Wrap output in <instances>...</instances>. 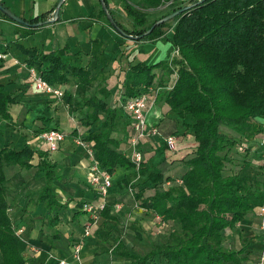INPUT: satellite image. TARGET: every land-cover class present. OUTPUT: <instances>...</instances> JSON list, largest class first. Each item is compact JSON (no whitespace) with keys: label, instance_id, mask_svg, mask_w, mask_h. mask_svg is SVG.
Segmentation results:
<instances>
[{"label":"trees","instance_id":"obj_1","mask_svg":"<svg viewBox=\"0 0 264 264\" xmlns=\"http://www.w3.org/2000/svg\"><path fill=\"white\" fill-rule=\"evenodd\" d=\"M105 1L118 25L132 35L143 34L159 19L182 9L171 20L157 24L149 34L136 39L137 42L167 41L166 28H173L172 43L179 55L151 65L144 62L131 65V81L119 91L122 101L151 92L157 87L154 70H165L167 77L162 84L167 89L157 96L181 118L185 132L192 130L197 143L193 154L185 160L187 169L180 182L146 167L144 161L137 167L131 156L121 150V141L112 137L113 130L126 119L121 104H111L108 74L104 70L111 59L106 53V41H91V59L103 65L99 71L90 66L65 63L62 57L69 52L67 46L48 53L20 44L18 47L27 55L26 65L35 68L47 82L75 85L73 91L65 89L62 98L79 114L84 127H91L103 116L101 127L81 139L91 144L95 160L106 172L113 174L118 167L133 169L145 182L150 181L153 191L146 194L144 188H132L134 198L141 207L154 211L163 221L175 226L165 235L164 242L156 243L145 253L131 252L120 239L112 254L122 256L129 264H156V256L164 259L163 264H256L262 250L261 236L259 248L247 246V238L242 237L238 224L264 203V161L258 164L262 178L255 172L256 161L245 155L239 161L246 165L243 168L240 165L241 170L227 171L225 166L240 152L241 140L247 142L246 148L264 151L259 143L264 134V0H190L185 5L181 0H141L139 5L149 8L167 4L166 10L150 21L146 13L126 2L125 11L134 16L133 29L119 22L108 0ZM98 5L99 18L115 29L101 0ZM187 5L189 7L185 8ZM50 14L51 11L23 18L31 24L44 21L37 27L14 21L19 36H27L51 23L45 22L51 18ZM15 101L16 97L0 82V119L7 120V127L17 129L10 112ZM53 128L56 127L50 129ZM22 135L28 138L27 134ZM36 152L46 179L37 201L47 208L48 226L54 230L52 237L59 238L60 213L67 202L62 200L54 183L59 179L57 163L49 159L46 151H35L28 143L22 149L4 146L0 148L3 264L34 263L19 250L21 237L9 211L4 168L13 165L30 168ZM244 168L254 169L255 174L243 172ZM124 181L129 183L128 178ZM167 181L170 184L167 185ZM100 214L112 216L106 206ZM229 230L236 232L235 235L230 237Z\"/></svg>","mask_w":264,"mask_h":264},{"label":"crops","instance_id":"obj_2","mask_svg":"<svg viewBox=\"0 0 264 264\" xmlns=\"http://www.w3.org/2000/svg\"><path fill=\"white\" fill-rule=\"evenodd\" d=\"M0 1L20 17L29 18L50 11L52 17L59 0ZM140 1L108 0V4L116 19L128 29H133L134 16L125 11L126 2L146 13L147 19L148 13L161 7H143L139 5ZM98 3L99 0H64L57 21L41 26L24 37L19 36L17 24L7 19L0 10V54L5 55L0 56V82L16 97V101L10 106V112L13 122L18 126L17 129L7 127V120L0 119V148L9 146L22 149L28 143L35 151H46L49 159L57 163L59 179L54 183L62 200L67 202L60 213L59 238L54 239V230L48 226L47 208L37 201L39 192L46 184L44 168L38 165L39 154H34L33 166L30 168L19 165L4 168L10 215L16 227L23 229L19 233V250L26 259H33V264H60L62 260L69 264H129L122 256L112 254L113 247L120 239L131 252H146L156 243L164 242L165 235L175 229L170 221H163L154 211L141 207L134 195L128 193L124 178H129L128 174L133 169L118 167L112 174L113 185L108 195L102 197L97 184L91 180L92 166L96 161L91 144L83 141L81 136L99 129L103 116L91 127H84L80 123L79 114L62 97L37 89L29 76L27 55L18 47L20 44L48 53L67 46L69 52L62 57L65 63L90 66L99 71L103 65L91 59V41H106V53L111 59L104 70L108 74L111 104L120 105L119 91L124 84L131 81V65L138 62L151 65L178 56L172 43L174 29L166 32L169 38L167 41L157 39L137 42L102 21L98 16ZM154 71L157 74V87L150 92L151 96L156 89L160 94L167 89L162 84L167 77L165 70L156 68ZM159 82L160 86L156 84ZM58 86L64 90L75 89L72 83ZM95 90L96 87L93 91ZM124 116L126 121L113 130L112 137L119 139L121 150L130 155L134 132L131 120L125 113ZM181 122V118L157 96L155 103L147 111V123L149 127L158 124L160 135L144 137L140 141L145 166L173 179L179 173L177 182L187 169L185 160L191 156L185 148L187 135L184 134L185 126ZM52 127L65 134L60 148L55 152L50 151L43 137V133ZM34 130L42 132L34 135ZM22 133L27 134L28 138L25 139ZM167 135L177 137L176 150L164 148V137ZM159 144L162 145L158 146ZM244 144L248 145L247 142ZM147 192L146 194L151 193ZM103 199L106 200L107 210L112 216L100 214L94 220L92 213L83 205L98 203ZM258 209L249 213L238 224L242 237L247 238L245 244L254 248L261 246ZM87 226L90 232L84 234ZM235 233L233 230L228 231L230 237ZM79 242L81 252L77 257L74 246ZM154 261L156 264H163L164 259L156 256Z\"/></svg>","mask_w":264,"mask_h":264},{"label":"built area","instance_id":"obj_3","mask_svg":"<svg viewBox=\"0 0 264 264\" xmlns=\"http://www.w3.org/2000/svg\"><path fill=\"white\" fill-rule=\"evenodd\" d=\"M177 54H178V50H177ZM0 56H5V55L0 54ZM29 73H30L29 76L31 82L37 89L47 93H52L59 98L63 97L64 89L61 86H58L56 84H51L46 80H44L40 76L39 72L33 67L29 68ZM151 91H154V89L152 88ZM158 92L159 90L156 89L153 96H151L150 92H148L133 97H129L123 101L120 99L121 101L120 104L123 112L131 120V127L133 129L134 135L131 139L132 149L130 156L131 159L137 164V167H139L141 161L143 160V153L140 147V141L144 137H148L155 134L160 135V131L157 126L152 125L149 127L147 123V111L149 107L155 103ZM43 137L46 139L50 151L55 152L60 148V145L65 138V134L62 130L53 128L45 131L43 133ZM164 141L170 149L173 150L177 149V145H176L177 138L174 135H168L164 137ZM259 143L264 147V134L260 137ZM243 147H246V144L243 143L242 145H240L239 149L241 150L243 149ZM91 180L97 184L98 192L102 195L103 198H105L108 195L111 186L113 185L112 174L106 172L103 168L100 167L98 162L95 161L94 165L92 166ZM180 181L181 180H179V182ZM166 184L168 185L170 184V182L167 181ZM105 206H106L105 199L98 201V203H85L83 205V207L87 211L92 213V218L94 220H97V218L100 216V213L105 208ZM258 215L260 217L259 230H260V236L263 240V245H262L260 258L256 264H264V203L259 207ZM22 231H23L22 228L16 229V232L18 234L21 233ZM89 232H90V228L87 226L85 228L84 234H88ZM80 252H81V245L79 242L74 246V253L77 257H79ZM59 263L69 264L65 260H62Z\"/></svg>","mask_w":264,"mask_h":264},{"label":"rangeland","instance_id":"obj_4","mask_svg":"<svg viewBox=\"0 0 264 264\" xmlns=\"http://www.w3.org/2000/svg\"><path fill=\"white\" fill-rule=\"evenodd\" d=\"M181 2H182L181 3L182 5L188 4V0H181ZM165 10H166V4L161 6L160 8H158V10L155 11V12L151 11L150 13H148L149 14L148 20L149 21L152 20L153 18H155L157 15L161 14ZM166 29H167V31H170L172 28H166ZM222 128L227 130V128L225 126H222ZM228 131H230V130H228ZM184 134L187 135V138L185 139L186 140L185 143H187L185 145V148L189 151L188 154H193L194 149H195V143H196V141H195V139L193 137V132L191 130V132H185ZM241 142L246 143V141H244V140H241ZM161 145L162 144H159L158 146H161ZM176 145L178 147V141L176 142ZM163 146H164L165 149H170L168 147V145L165 143V141L163 142ZM246 150H248V151H246ZM239 151L240 152H237V154H234L235 158L232 157L231 160L227 161L226 166H225L226 170L227 171H233V170L239 171V170H241V168H243L246 165H244V164L241 165V163H239V161H241L242 155H245L246 158H248L250 160L254 159L256 161L257 164L254 166L255 172L258 173V176L260 178H262L263 176L261 174L260 168H258V166H259L258 164H260L262 161H264V151L257 150V149H254V148H246V147H243V149H241V150L239 149ZM244 152H245V154H243ZM142 161H144V156H143V160ZM243 172L251 173L253 175L255 174L254 169L250 170L249 168L248 169L244 168ZM135 173L136 172L132 171L130 174H128L129 183L125 184L128 193L133 195L132 188H138V189L139 188H144L146 191H148L147 193L152 192L153 188L150 187L151 182L150 181H146L145 182V180H144L145 178L139 177ZM179 176H180L179 173H177L175 175V179H177ZM145 184H149V186H146ZM144 185H145V187H144ZM261 242H262V245H263V240H261ZM137 252L138 253H145L142 250H139ZM0 263H3L1 253H0Z\"/></svg>","mask_w":264,"mask_h":264},{"label":"water","instance_id":"obj_5","mask_svg":"<svg viewBox=\"0 0 264 264\" xmlns=\"http://www.w3.org/2000/svg\"><path fill=\"white\" fill-rule=\"evenodd\" d=\"M63 1L64 0H59L58 1V4L54 10V14L51 18L45 20V22H54L58 17H59V12H60V8L63 4ZM200 1H203V0H200ZM101 5L103 7V9L105 10L106 14H107V17L108 19L110 20V22L112 23V25L115 27V29L121 33L122 35L124 36H127V37H130V38H134L135 40L136 39H139L147 34H149L153 28L157 25V24H161L165 21H169L171 20L173 17H175L176 15H178L182 9L180 10H176L172 13H170L169 15L159 19L154 25H152L151 28H149L147 31H145L143 34H140V35H132L130 33H127L124 29H122L117 21L115 20L114 16L112 15V13L110 12L109 8H108V5L106 3L105 0H101ZM189 5H187L185 8H188ZM0 10L4 13V15H6L8 18H10L11 20L15 21V22H18V23H21V24H25V25H32L34 27H37V26H40L44 23V21H38V22H35V23H29L28 21L24 20L23 17H20L19 15L15 14L13 11H11L8 7H5L2 2L0 1Z\"/></svg>","mask_w":264,"mask_h":264}]
</instances>
